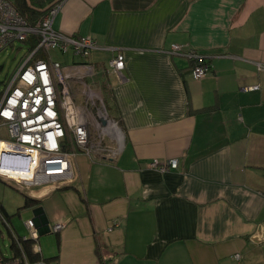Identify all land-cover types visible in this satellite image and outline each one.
<instances>
[{
	"label": "crops",
	"instance_id": "obj_1",
	"mask_svg": "<svg viewBox=\"0 0 264 264\" xmlns=\"http://www.w3.org/2000/svg\"><path fill=\"white\" fill-rule=\"evenodd\" d=\"M52 26L96 41L72 66L97 67L86 83L122 141L112 161L76 155L67 188H27L41 259L264 264V0H62ZM172 45L196 51L210 73L195 80ZM118 53L120 75L107 69ZM155 159L178 168L157 173Z\"/></svg>",
	"mask_w": 264,
	"mask_h": 264
},
{
	"label": "built area",
	"instance_id": "obj_2",
	"mask_svg": "<svg viewBox=\"0 0 264 264\" xmlns=\"http://www.w3.org/2000/svg\"><path fill=\"white\" fill-rule=\"evenodd\" d=\"M13 2L0 0V51L12 42L25 41L29 36L36 37L38 43L10 77L0 96V130L5 129L6 133L0 137V180L21 189L42 186L61 189L74 180L72 159L78 152L110 161L116 159L121 152L122 131L108 118L107 112H100L104 109L102 100L96 111L94 101L87 100L83 106L74 102L69 83L75 80L84 87L86 96H92V90L85 84L88 85L86 80L93 79L97 73L94 65L86 62L77 64L74 74L70 73L75 76L70 77V74H65L62 64L52 62L46 56L50 49L59 48L62 54L71 51L85 61L90 51L96 49V41L89 37L65 35L53 29L60 3L30 25L17 12ZM43 53V58H35ZM170 54H183L194 61L192 77L195 80L204 78L211 71V65L193 50L185 51L182 46L172 45ZM124 67L121 53L108 62V68L117 75ZM257 69L264 71L262 66ZM98 118L107 119L109 126H100ZM148 168L165 173L176 170L178 161L153 160ZM25 227L29 239H20L11 232L14 250L9 249L8 255L0 249V264H53L40 257L38 234L33 222H26ZM63 228V224H57L53 231L60 232ZM26 242H30L35 260H30L24 248Z\"/></svg>",
	"mask_w": 264,
	"mask_h": 264
},
{
	"label": "rangeland",
	"instance_id": "obj_3",
	"mask_svg": "<svg viewBox=\"0 0 264 264\" xmlns=\"http://www.w3.org/2000/svg\"><path fill=\"white\" fill-rule=\"evenodd\" d=\"M22 33H24V32H22ZM70 36H72V35H70ZM15 43H16V45L14 47H8L7 49H5L3 52L0 53V95L4 90L7 79L11 76V74H13L17 70V67H18L21 59L26 54V49L24 48V46L18 44L17 42H15ZM49 53H50V56L52 57L53 61H57L59 63L64 64L65 69H66L65 74H67V73L70 74V73H73L75 71V69L72 66V63L75 59L79 58L78 56H75V58H74L73 57L74 55H72L71 52H69L66 55H62L55 50H51ZM94 69H97V67L94 66ZM107 69L113 73V71L110 68H108V64H107ZM102 71H106V69H103ZM73 74H70L71 75L70 77H74L75 75H73ZM95 79H96V77L94 76L93 79H88V80L90 81V84L94 85ZM88 80H86V82ZM71 82L76 83L75 80H73ZM69 85H70V88L72 90V96H73V99H74V102L76 105L83 106V104L87 100L94 101L95 102L94 111H96L95 108L97 107L100 100H103V102L105 103L104 96H102L99 88H95V86L90 87V85L85 84V87L89 86L90 89L92 90V91L90 90L92 93V96H89V95L86 96L83 93L84 87L82 85H81L82 88L81 89L79 88V90H78V86L80 87V84L77 83L78 86H75V85L73 86L71 84H69ZM98 98H99V100H97V102H96L95 100ZM103 106H104V109H102L100 112L101 113L107 112V114L109 115L108 107H106L105 105H103ZM100 108L101 107L99 106V110H100ZM97 114H99V111L97 112ZM103 119H105V118H103ZM105 120L107 121V119H105ZM97 122L101 123L99 118H98ZM107 125L108 124H106V126ZM100 126H102V125L100 124ZM4 136H6L5 129H1L0 130V137H4ZM78 154L83 155V156L87 157L88 159H90L91 161H94V162L95 161H103V162L104 161H107V162L110 161V160H108V158H105V157L103 158L101 156H97V157L91 156L90 157V156H87L86 153L81 154L79 152H78ZM78 154H76V155H78ZM75 156H74V158H75ZM25 190H27V191H25ZM28 191H29V189H26V188L21 189V188H18V186L13 184V183H8V182H5L3 180H0V204L3 207L4 212L9 217L8 218V224L19 238H27V239H29V232H28L27 228L25 227V222L31 217V215L27 212L26 209H21V208L24 205L25 197L28 196ZM57 224H63V223H57ZM57 224H55V225H57ZM62 230H60V231H62ZM46 241H48V239L46 240L45 236L41 237L40 241H39V244L41 245V249H42V255H45V254L47 255V249H46V244H45ZM10 245H11V240L8 236L7 229L4 226V224L2 223V220L0 218V249H1V251L3 250L4 253H8V255H9V246Z\"/></svg>",
	"mask_w": 264,
	"mask_h": 264
},
{
	"label": "trees",
	"instance_id": "obj_4",
	"mask_svg": "<svg viewBox=\"0 0 264 264\" xmlns=\"http://www.w3.org/2000/svg\"><path fill=\"white\" fill-rule=\"evenodd\" d=\"M62 0H14L13 5L16 8L17 12L20 14V16L30 25L35 24L38 20H40L43 16H45L53 7H55L56 5H58ZM56 31V30H55ZM76 37V36H75ZM18 44L24 46V48L26 49V54L25 56L21 59L18 67L20 66V64L24 61V59L35 49L37 43H38V39L34 36H29L25 41H19L17 42ZM16 45V43L12 42L11 44H9L8 46H6L5 48H3L1 52H3L5 49H7L8 47H14ZM51 50H55L57 52H59L60 54H62V52L59 50V48H54V49H50L47 53V57L50 58V60L52 62H57V61H53L52 57L50 56V51ZM188 51V50H186ZM71 52V51H70ZM196 52V51H195ZM72 53V52H71ZM68 54V53H67ZM198 54V53H197ZM62 55H66V54H62ZM73 55V53H72ZM44 57V53L43 54H38L36 55L35 58H43ZM190 62L194 65V61L190 60ZM205 63L210 64L209 62H207L206 60H204ZM203 62V63H204ZM17 67V68H18ZM105 72V71H104ZM14 74V73H13ZM11 74V76L13 75ZM191 74H192V69H191ZM10 76V77H11ZM10 77L7 79H10ZM6 82V84H7ZM5 84V85H6ZM107 85V82H106ZM105 88V86H104ZM1 96V95H0ZM105 100V99H104ZM103 102V100H102ZM103 104L107 107V103L105 100V103L103 102ZM108 118H110V115H108ZM111 119V118H110ZM112 120V119H111ZM157 160V159H155ZM153 161V160H152ZM151 162V161H150ZM149 162V163H150ZM152 170V169H150ZM155 171V170H153ZM172 171V170H169ZM167 171V172H169ZM157 172V171H155ZM159 173V172H157ZM166 173V172H165ZM68 187V186H67ZM67 187H63L61 189L67 188ZM30 205H32V200L28 197H25V201H24V205L22 207V209H26L28 208ZM0 218L2 220V223L4 224V226L7 229L8 232V236L11 240V245L9 246L10 250H14V243L12 240V233L14 235L15 232L12 230V228L9 226L8 224V215L4 212L3 207L0 204ZM12 232V233H11ZM17 236V235H16ZM18 237V236H17ZM19 238V237H18ZM21 239V238H20ZM30 243V242H29ZM28 242L24 243V248L26 249V252L30 258V260H35V256L32 254L31 252V246ZM8 254V253H7Z\"/></svg>",
	"mask_w": 264,
	"mask_h": 264
},
{
	"label": "water",
	"instance_id": "obj_5",
	"mask_svg": "<svg viewBox=\"0 0 264 264\" xmlns=\"http://www.w3.org/2000/svg\"><path fill=\"white\" fill-rule=\"evenodd\" d=\"M100 122H101V125H102L103 127H106L107 121H106L105 119L100 118ZM65 187H67V186H65Z\"/></svg>",
	"mask_w": 264,
	"mask_h": 264
},
{
	"label": "bare ground",
	"instance_id": "obj_6",
	"mask_svg": "<svg viewBox=\"0 0 264 264\" xmlns=\"http://www.w3.org/2000/svg\"><path fill=\"white\" fill-rule=\"evenodd\" d=\"M34 224V223H33ZM35 228V227H34ZM36 230V229H35ZM37 232V231H36Z\"/></svg>",
	"mask_w": 264,
	"mask_h": 264
}]
</instances>
